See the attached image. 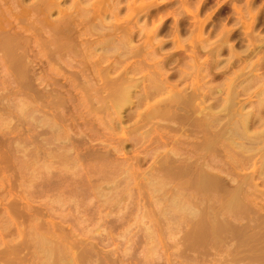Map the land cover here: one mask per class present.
Segmentation results:
<instances>
[{
  "label": "rangeland",
  "instance_id": "374dc122",
  "mask_svg": "<svg viewBox=\"0 0 264 264\" xmlns=\"http://www.w3.org/2000/svg\"><path fill=\"white\" fill-rule=\"evenodd\" d=\"M94 1L56 0L58 6L52 7L44 0H0V264H41L35 240L51 222L79 241L77 247L98 244L93 257H82L84 264H224L221 260L237 238L248 237L245 248L264 242V230L249 235L239 226L261 221L250 204L231 213L222 210L226 238L208 234L199 243L188 240L198 215L184 218L170 206L172 198L180 196L187 203L193 199L197 207L208 209L220 204L221 192L208 195L196 188L198 173L193 171L177 175L155 170L169 140L163 126L147 135L149 127L126 132L125 150L114 151L119 134L109 129L106 114L92 110L93 102L101 104L100 94L89 97L102 81L92 83L81 75L85 71L91 76L92 61L113 49L107 41L111 25H118L120 32L141 26L137 45L146 32L165 27L166 34L159 36L165 40L160 55L187 59L195 50L205 60L215 45L220 46L212 57L218 76L211 83L220 91L215 89L206 105L215 102V111L229 113L226 99L237 91L245 109H252L264 97V0H120L118 11L117 0H99L93 6ZM22 9L28 13L22 15ZM83 18L85 27L79 25ZM199 23L203 34L198 33ZM84 32L87 35L81 36ZM174 32L179 33L178 42L172 40ZM7 40L13 42L11 49ZM105 57L104 66L118 60L112 51ZM134 61L121 59L113 76ZM149 71L136 77L149 83ZM254 73L259 77H252ZM76 84L92 88L76 90ZM145 108L128 103L124 114ZM225 143L226 159L216 151L219 147L206 157L212 171L229 177L235 172L233 162L242 156H237L240 149L234 142ZM77 155L82 156L79 167ZM134 157L139 164L127 174L122 163L134 162ZM162 179L164 187L154 190ZM259 188L264 189L263 182ZM250 263L257 262H230Z\"/></svg>",
  "mask_w": 264,
  "mask_h": 264
},
{
  "label": "bare ground",
  "instance_id": "6f19581e",
  "mask_svg": "<svg viewBox=\"0 0 264 264\" xmlns=\"http://www.w3.org/2000/svg\"><path fill=\"white\" fill-rule=\"evenodd\" d=\"M98 1H94L92 5L96 6ZM44 4L52 7L58 6L56 0H44ZM119 4L120 0H117L115 3L117 11L120 10ZM25 10L22 9V15L28 13ZM46 22L50 23L48 20ZM79 25L85 27L87 20L79 19ZM111 26L107 41L113 49L104 51L105 54L102 53L103 55L92 61L91 76H87L85 71H81V75L84 79L90 78L92 83H94L93 79L102 81L95 88L96 93L89 94V97L100 94L102 102L99 105L93 102L92 110L106 114L109 117V129L114 135L119 134L117 143L112 146V149L117 152H121L119 149L125 150L128 139L126 132L132 133L149 127L144 132L147 135L154 128L163 126L167 129L166 136L169 140L164 142L167 148L159 154L155 170L163 169L167 174L177 175H186L193 171L198 173L196 188L207 192L208 195L217 190L221 192L220 204L208 209H200L193 199H188L187 203L182 202L183 198L180 196L172 198L170 206L184 213V218L198 215L190 231L192 238L188 236V240L199 243L204 239L202 236L208 234L213 235L217 240L223 236V239L226 238L229 231L225 230L224 221L220 218L222 210H226L225 213H231L237 209H243L248 204L256 207L254 217L261 221L252 226L248 223L239 226L245 227L249 235L261 234L264 230V189L259 188V185L261 182L264 183V128L257 130H252V128L264 125V97L254 102L252 109L246 110V102L237 98V91H232L225 105L229 113L221 114L218 110L215 111V102L205 104L207 99L214 94L215 89L220 91V86L211 84L218 76V73L214 71L212 57L214 51H221L219 45L214 46L213 55L208 53L205 60H200L195 50L188 54L187 59L174 54L163 56L159 52L165 40L159 36L166 34L165 27L146 32L142 45H137L134 41L136 35L143 31L141 26H137L136 31L130 26L121 32L117 31L120 29L118 25ZM203 28V23H199L197 26L199 34H203ZM187 29L186 26L185 30ZM83 35H87L86 32L81 33V36ZM172 35V40L178 42L179 33L174 32ZM94 42L91 41L89 45ZM5 44L8 49H11L13 42L7 40ZM230 49L233 50L232 47ZM110 51L118 60L104 66L106 53ZM128 57H134L135 61L127 63L117 75L113 76V72L118 70L121 59ZM145 69L150 70L149 83H145V77H136L137 73ZM252 77L257 78L259 74L254 73ZM141 83H144L142 93L138 95L135 102L133 97ZM250 85L251 80L246 86ZM75 88L76 90L91 89L92 85L76 84ZM128 103H136L137 107L146 105V108L143 112L135 111L124 114ZM234 118L237 119L233 120ZM125 120H130L132 123L125 125ZM235 137L245 142L237 143ZM225 142H234L240 149L239 152L236 151L237 156H242L233 162L235 172L229 177L212 171L210 160L206 157L210 151L219 147L216 151L222 155L223 159H226ZM185 143H188L189 147H185ZM258 154L259 156L255 158ZM80 157L82 158L81 155H77L75 158L77 167L82 165ZM134 159V162L127 159L128 161L125 160L122 163L121 168L127 174L133 173L139 164V158L134 157ZM250 167L251 170L247 172ZM163 176L167 177L166 174ZM155 184L154 190L159 191L166 182L162 179ZM53 223L48 224L46 230L36 236L35 242L39 246L41 264H84L82 261L84 255L94 256L95 248L98 247L97 243L90 242L83 248L77 247V243L80 242L74 240L69 234L64 235ZM248 228L250 229L247 230ZM247 239L248 237L243 236L232 242L221 261L224 264H230V262L247 258L252 262H257L256 264H264V244H262L264 242L255 244H262L260 246L245 248L244 242Z\"/></svg>",
  "mask_w": 264,
  "mask_h": 264
}]
</instances>
